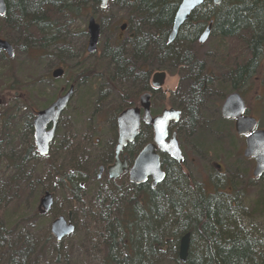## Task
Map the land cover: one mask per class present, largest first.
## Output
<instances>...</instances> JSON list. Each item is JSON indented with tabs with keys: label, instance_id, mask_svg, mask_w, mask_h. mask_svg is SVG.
<instances>
[{
	"label": "rangeland",
	"instance_id": "374dc122",
	"mask_svg": "<svg viewBox=\"0 0 264 264\" xmlns=\"http://www.w3.org/2000/svg\"><path fill=\"white\" fill-rule=\"evenodd\" d=\"M119 1L110 2L106 9H102L101 4L97 2L88 16L74 19L69 15L59 17L58 28H61L56 33V44L50 46L45 55L38 54L43 55L40 58H36L33 51L25 49L31 42L22 30L6 35V25L0 21V37L8 41L14 49L12 59L5 55L9 60H13L10 66L6 62H0L3 63L0 65V120L9 115L8 120L0 121V216L4 226V230L0 231V236L4 238L0 243V264H9L8 260L14 256L13 251L16 249L27 253L26 264H104L106 251L103 241L98 237L100 227L95 220L97 211L93 207L99 196L98 187L102 184L101 181L98 183L86 179L90 184L80 193L81 202L76 204L74 210L73 223L76 231L63 241L57 242L51 234V225L58 217L67 216L75 201L69 189L63 186L54 187L53 173L57 168H62L66 173L79 168L80 173L86 177L91 175L93 179L99 152L102 149L107 150V146L116 140V122L113 118L117 114H114L117 110L125 109V94H135L138 89L140 82L107 79L110 72L114 71L113 65L110 64V55L115 42L127 40L122 52L128 57L127 60L131 59L132 46L128 42L130 32L128 28L124 34L121 32L124 24L129 25V11L127 6ZM90 17H94L101 25L99 43L93 54L87 52ZM219 42L213 35L205 44L201 45L196 41L188 50L194 60L204 62L212 69L209 70V76L212 72L215 77L224 81V77L242 61L241 58L247 56V53H243L244 49L239 42L227 41L225 47L234 59L222 63L217 48ZM154 54L156 52L148 57L150 60L146 64L149 79L158 71L167 72L164 90L170 91L165 96L162 94L161 99L159 96L155 98L154 108L171 104L176 106L180 102L179 97L172 92L179 88H182L179 92H184L186 85L182 78L185 74L164 60L160 61ZM58 69L65 72L55 80L52 73ZM126 76L125 74L124 77ZM256 76L258 79L252 83V87L256 88L262 100L257 101V94L252 93L247 97V103L251 113L260 120L264 128V57ZM16 81L25 86L24 94L12 89ZM70 84L76 87L75 96L62 115L51 152L48 157L37 155L36 160L32 161L26 157L29 147L34 146L30 123H27V120L31 121L30 115H27V112L35 114L45 109L52 103L50 101H54L62 89ZM231 91L228 90L224 98L211 99L207 104L210 113L206 110L204 117L215 123L212 130L197 127L182 138L185 162L183 169L179 167L178 171L190 177L188 181L191 183L188 184L198 189L200 186L210 189L216 186L219 189L227 187L224 190L227 193H230L229 187L234 190L233 193L237 191L248 214L256 211L255 218L252 219L254 221L250 218L244 220L243 227L252 237L261 239L264 238V209H259L257 202L264 198L263 182L254 178L255 164L253 160L244 158L243 142L236 134L234 124L221 116L224 99L232 93ZM16 96L18 101L11 102ZM137 99L139 100V97ZM260 106L263 110L259 112ZM187 123L188 118H184L182 124ZM179 127L175 126V131ZM83 137L86 140L82 142ZM77 144H81L84 153L81 155L79 152L75 156L73 148ZM74 157H77L79 167L70 166ZM211 162L219 163L226 171V174L220 176V181H209L208 176L216 173L212 172ZM20 163L24 164L17 173L16 166ZM15 174H18L19 179L13 178ZM26 177L32 179L30 186L22 182ZM117 186L115 187L118 190H123L124 181L119 182ZM108 187L109 190L114 188L111 184ZM48 189L57 193L55 206L49 214L40 215L39 202ZM120 193L109 200L118 199V202L122 203L134 194L129 192L123 194L124 199H119ZM161 252V258L157 257L156 264H178L169 248H161Z\"/></svg>",
	"mask_w": 264,
	"mask_h": 264
},
{
	"label": "trees",
	"instance_id": "16d2710c",
	"mask_svg": "<svg viewBox=\"0 0 264 264\" xmlns=\"http://www.w3.org/2000/svg\"><path fill=\"white\" fill-rule=\"evenodd\" d=\"M119 2L125 4L129 11L127 23L130 32L128 42L132 46L131 59L127 60L128 57L123 54L127 40L124 42L121 39L115 42L114 50L110 55V64L113 65L114 71L110 72L107 79L140 82L135 94L149 87L150 74L147 72L146 64L150 60L148 57L154 52L160 61L164 60L171 67L180 70L191 67L196 60L192 58L188 47L198 41L210 24H212L211 36H216L220 41L217 48L222 63L234 59L225 47L227 41L239 42L244 49L243 53H247V56L241 58L242 61L225 77L228 82L223 87L224 94L229 89L242 92L241 88L247 84L248 79L254 77L260 69L264 57V0H223L218 6L208 1L193 12L172 44H168V38L182 0H120ZM6 3L7 15L0 19L6 25L5 34L22 30L31 42L25 49L33 51L36 58H40L43 55L38 54L45 55L46 50L56 44V33L61 28H58L57 19L63 15H69L73 19L88 16L97 1L6 0ZM0 62H6L10 66L13 60L0 53ZM209 70L212 69L208 67ZM207 76L215 77L212 72ZM200 83H197L196 87H202V82ZM20 85L16 81L11 88L24 94L25 86ZM125 96H127L125 100L130 103L133 102L135 95L129 93ZM200 100L199 93L193 92L190 100L193 107L190 109L192 118L195 115L192 110H195ZM17 101V96L11 99V102ZM27 115H30L31 121L27 120V123H30L32 135L34 114L28 111ZM8 118L9 115H5L0 121ZM84 140L85 137L82 142ZM73 149L75 156L79 152L81 155L84 153L81 144L75 145ZM84 150L87 152L86 148ZM26 157L32 161L36 160L37 153L34 146L29 147ZM74 158H71L70 166L79 167L77 157ZM168 162L169 160L166 165ZM23 164L16 166L17 173L22 169ZM61 169L54 170V187L63 186L69 189L76 205L81 202L82 190L70 186V182L75 183L74 176H82L78 184L79 182L87 184L86 175L82 173L79 175V168H74V175ZM13 178L19 179L18 174ZM190 179L184 173L170 168L159 188L146 190L143 186L126 199L120 194L119 199H124L122 203H119L118 199L110 201L113 195L106 192L99 193L93 207L97 211L94 218L100 227L98 237L103 241L106 251L104 264H156L157 257L161 258L159 256L162 255L161 248H169L179 264L180 240L187 234L191 239L187 264H264V238L252 237L243 227L244 220L255 218L256 211L248 214V210L240 202V194L237 191L233 193L232 190L227 193L216 186L211 192L205 186H200L198 189L188 184L191 183L188 181ZM258 180L263 182L264 188V176ZM22 182L30 186L32 179L26 177ZM49 191L53 192L56 198L57 193L54 190ZM74 205L73 211L76 209ZM257 205L259 209L260 207L264 209V198H260ZM3 227L0 216V231L4 230ZM3 239V236H0V243ZM13 255L8 260L9 264H26L25 251L22 253L16 249Z\"/></svg>",
	"mask_w": 264,
	"mask_h": 264
},
{
	"label": "water",
	"instance_id": "95a60500",
	"mask_svg": "<svg viewBox=\"0 0 264 264\" xmlns=\"http://www.w3.org/2000/svg\"><path fill=\"white\" fill-rule=\"evenodd\" d=\"M101 4L102 9H106L110 2L118 0H96ZM212 1L218 6L223 0H182L176 13L169 44L176 41L181 28L190 19L192 13L205 5L206 2ZM7 15L6 0H0V18ZM128 25L124 24L121 27V32L127 30ZM212 24L201 35L199 43L205 44L210 38ZM101 34V25L97 23L94 17L89 19L88 35L89 42L87 52L93 54L97 50L99 38ZM0 52H3L9 59L14 57V49L11 44L3 39H0ZM63 69L55 70L52 73L54 79H59L64 75ZM166 73H155L152 77L151 85L154 89L164 87L166 82ZM75 88L72 86L65 96L59 98L56 103L49 109L37 113L34 120V139L35 147L41 157H47L50 154L52 143L54 142L56 129L62 113L67 109ZM151 96L145 94L141 98V104L145 110L143 117L144 123L152 125L155 133V144H149L141 152L132 169L129 171L127 161L122 162L119 157L124 149L131 143L135 142L140 134L141 116L138 108L125 110L118 116V144L116 147V162L109 168L110 179L117 180L126 172L130 174V181L134 185H142L147 183L148 179L153 180V187H157L165 180V172L162 169L161 160L157 150L169 155L178 163L184 161L176 135L168 141L169 126L171 123L180 121L181 113L175 110L165 111L163 115L153 118L150 113ZM245 104L241 96L237 93L230 95L222 106V116L226 119L235 121V130L238 136L245 137L247 147L245 150L246 158H253L256 162V167L253 173L255 178L264 176V131L257 130L258 123L253 118L245 117ZM52 124V128L48 130V126ZM54 207V194L46 191L41 197L38 211L40 215L49 214ZM73 212L70 211L67 218L64 216L58 217L51 225V234L61 242L67 237L75 233L73 222ZM190 235L187 234L180 240L179 245V262L187 264L190 250Z\"/></svg>",
	"mask_w": 264,
	"mask_h": 264
},
{
	"label": "flooded vegetation",
	"instance_id": "af4514ba",
	"mask_svg": "<svg viewBox=\"0 0 264 264\" xmlns=\"http://www.w3.org/2000/svg\"><path fill=\"white\" fill-rule=\"evenodd\" d=\"M122 33L124 34L125 32H122ZM199 39H198V42H199ZM187 68L188 69H186V70H180L179 68H176V69H178V70H180V71H182L183 73L186 74L182 78V81H184V84L186 85L184 92L183 93L179 92V91H181L182 88H179V90H177L175 92H172V94H176L179 97V101L180 102L176 106L171 104L169 106L165 105L164 107H160V108H157V109L154 108L153 101L155 100V98L157 96H159V99H161L160 96L162 94H163V96H165L166 94H168V92H170L168 89L164 90V88L166 86V82H165L164 87H162L160 89L152 88L151 81H152V77H153V75L155 73L152 75V77L148 81V83H149L148 89H142L140 91H137V93L134 94L136 96V98L133 99V102L129 103V101L125 100V109L124 110H120V112L117 114V116L113 118L114 121L116 122V132H117V136H116L115 142H113L111 145L107 146V150L103 151V149H102L99 152V156H98L99 160H98V163L95 165L96 173H95V176L93 177V179H91V175H88L86 177L89 180H91V182H98L99 183L101 181L100 183H102V184L98 187V193L106 192L107 194H109V193H112V190H113V193L111 195H113L114 197L119 192H121L120 194H122V196H123V194L125 195V194H127L129 192L135 193L136 191H138V188L143 187V186L146 187V190H156L163 183L162 182L157 187H153V180L152 179H148L147 183L137 186V185H134V184L131 183L129 172H126L122 177H120L117 180L110 179L109 168L111 166H113L115 164V162H116V147H117L118 138H119V135H118V116L122 112H124L125 110H128V109H131V108H138L140 110V116H141V127H140V134H139L138 138L136 139L135 142L129 144L124 149V151L121 153V155L119 157V159L122 162L127 161V165H128L129 171L132 169V167H133V165L135 163V160L138 158V156L141 154V152L145 149V147L148 146L149 144H155V133H154V129H153L152 125H148V124L144 123V121H143V117H144V114H145V110L143 109L142 104H141V98H142L143 95L149 94L151 96L150 113H151V116L153 118L159 117V116L163 115V113L165 111H169V110H175V111H178V112L181 113L180 121L178 123H171L170 126H169L168 141L170 139H172L174 135H176V138H177V141H178V144H179V148L181 150V153H182L184 161L182 163H178L177 161L173 160L169 155L165 154L164 152L160 151L159 149L157 150V153H158V155L160 157V160H161L162 169L165 172L166 176H167V173L169 172L170 168H174L175 170H178V168L182 167L183 163L185 162V156H184V153H183V150H182V144H183L182 138L184 136H186L191 130H193L194 128H197V127L205 128L207 130H212L213 129V126H214L213 124H215V123L212 120H209V119L205 118L204 117V113H205L206 110L208 111V113H210V110H208V108H207V104L209 103V100H211V99L220 100V97L221 98L225 97V94L223 92L224 91L223 87L225 86V84L228 81L225 79V77H224V81L222 79H220V77H208L207 76V74L209 73L208 65L206 63H204V62L194 61L191 64V67H187ZM194 70H196V73H194ZM259 71H260V69H259ZM162 72L166 73L167 78H168V74L165 71H158L156 73H162ZM167 78H166V80H167ZM256 79H258V77L256 75H254V77L248 79L247 84H245L244 87L241 88L242 92L235 91V90L231 89L232 93L229 94L228 96H226V98L224 99V102L226 101V99L230 95L235 94V93L239 94L241 96L242 100L244 101L245 108H246L244 116L248 117V118L255 119L257 121V123H258L257 130L264 131V128H262V125L260 123V120L258 118H256L251 113V109L248 108V103H247V97L249 95H251L252 93L257 94V97H258L257 101L258 100H262V96H260V94L257 92L256 88L254 89L252 87V83H254L256 81ZM200 82H202V87L201 86H200V88L196 87L197 83L201 84ZM220 82H221V84H220ZM181 85L183 86V83ZM72 86L75 87L74 84H70L67 88L66 87L63 88L62 92L54 99V101L49 106H47L45 109H43V110L51 108L56 103V101L59 98H61V97L66 95V93L70 90V88ZM230 88H232L231 84H230ZM219 90H220V92H219ZM195 91L199 93L201 100L195 106L196 112H195V110H192V112L194 111V113L196 115V118H195V115L192 118L190 116V111H191L190 109L192 107V104H191L192 101H190V100L192 98L193 92H195ZM74 96H75V94L73 95V97ZM73 97H72V99H73ZM138 97H139V100L137 99ZM125 98H127V96H125ZM224 102H223V104H224ZM70 103H71V101H70ZM70 103H69V105H70ZM216 106H218V104H216ZM261 110H263L262 106H260L259 112ZM118 111L119 110H117L115 112V114ZM216 111L219 112V108H217ZM37 113L38 112H35V114H34V120L36 118ZM63 113H62V115H63ZM62 115H61V117L59 119L58 127L56 129V135H55L54 142H55V140L57 138V132H58V128H59V124H60ZM221 116H222V107H221ZM184 118H188L187 125L182 124ZM222 118L224 120H228L229 122L232 121V123L234 124V129H235V121L234 120L226 119L223 116H222ZM34 120H33V124H34ZM219 121H220V112H219ZM33 124H32V129H33L32 138L34 140V147H35ZM178 125L180 127H179V129L177 131H175L174 127L178 126ZM51 128H52V124L49 125L47 129L50 130ZM201 128H199V129H201ZM235 132H236V130H235ZM239 139H241L242 142H243V146H244L243 150H244V153H245V150H246V147H247L246 138L239 136ZM35 151H36L37 155H39V153L37 152L36 147H35ZM244 158L246 160H253V162H254V164L256 166L255 159L246 158L245 155H244ZM163 159H166L165 160L166 162L169 160L168 165H166V162ZM182 169H183V167H182ZM211 169H212V172L216 171V173H215V175H213V173H211L208 176L209 179H210L209 181H212L214 179H217L218 181H220V176H223L224 174H226L225 169H223V167L220 166L219 163L211 162ZM69 173L74 175L75 174V169L70 170ZM79 175H82V174L80 173ZM74 178H75V181H74L75 183L70 182V186L79 187L81 190H84L86 188V186L90 184L89 183L90 181H88L87 184L85 182H79V184H78V181H79L80 178H82V176L81 177L80 176H76V177L74 176ZM122 181H124V185H125V186H123V190L124 191L121 190V189L118 190L115 187V186L118 185L119 182H122ZM109 184L114 186V188L112 190H109V187H108ZM128 187H130V188H128ZM207 189L209 191L210 188H207ZM226 189H227V187L225 189H221V190H226ZM211 190L213 191V189H210V192H211ZM231 191H232V188L229 187L228 192H231ZM223 192H225V191H223ZM51 193L54 194L53 192H51ZM55 199L56 198H55V194H54V206H55ZM74 208H76V205H74ZM70 211L73 212L72 216H73V220H74V211H73V209L68 210L67 216H68ZM67 216H64V217L67 218Z\"/></svg>",
	"mask_w": 264,
	"mask_h": 264
},
{
	"label": "bare ground",
	"instance_id": "6f19581e",
	"mask_svg": "<svg viewBox=\"0 0 264 264\" xmlns=\"http://www.w3.org/2000/svg\"><path fill=\"white\" fill-rule=\"evenodd\" d=\"M171 35V34H170ZM170 37V36H169ZM178 38V37H177ZM168 42H169V38H168ZM169 44V43H168ZM158 59H159V57H158ZM165 62V61H164Z\"/></svg>",
	"mask_w": 264,
	"mask_h": 264
}]
</instances>
